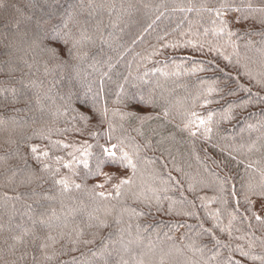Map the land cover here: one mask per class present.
Wrapping results in <instances>:
<instances>
[{"label": "trees", "instance_id": "1", "mask_svg": "<svg viewBox=\"0 0 264 264\" xmlns=\"http://www.w3.org/2000/svg\"><path fill=\"white\" fill-rule=\"evenodd\" d=\"M261 193L264 0H0V264H264Z\"/></svg>", "mask_w": 264, "mask_h": 264}, {"label": "snow or ice", "instance_id": "2", "mask_svg": "<svg viewBox=\"0 0 264 264\" xmlns=\"http://www.w3.org/2000/svg\"><path fill=\"white\" fill-rule=\"evenodd\" d=\"M201 123H203V121H201ZM33 151H36V149H33ZM103 151H104L105 153H107L109 156H111V157H115V153H114V152H111L108 148H104ZM124 158H127V155H126V154H125V157H124ZM129 164H130V161H129ZM132 167H133V169H134V166H132ZM126 183H129V181H128V180H122V181H121V184H126ZM65 187H67V185H65ZM77 187H79V185H77ZM100 187H103V185H100ZM118 191H119V188H117V192H118ZM100 195L103 196L104 194H103V193H100ZM261 195L264 196V193H261ZM260 208H261L262 210H264V201L261 202V204H260ZM256 218H257V220L260 219L259 216H257Z\"/></svg>", "mask_w": 264, "mask_h": 264}]
</instances>
